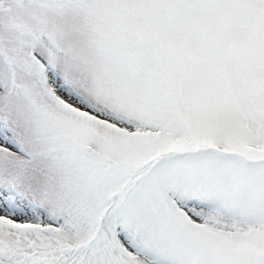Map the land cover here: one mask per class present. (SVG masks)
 Wrapping results in <instances>:
<instances>
[{
    "label": "rangeland",
    "instance_id": "1",
    "mask_svg": "<svg viewBox=\"0 0 264 264\" xmlns=\"http://www.w3.org/2000/svg\"><path fill=\"white\" fill-rule=\"evenodd\" d=\"M0 264H264V0H0Z\"/></svg>",
    "mask_w": 264,
    "mask_h": 264
}]
</instances>
